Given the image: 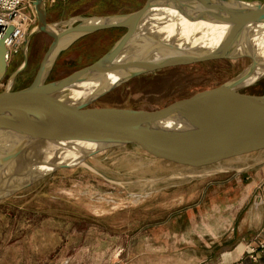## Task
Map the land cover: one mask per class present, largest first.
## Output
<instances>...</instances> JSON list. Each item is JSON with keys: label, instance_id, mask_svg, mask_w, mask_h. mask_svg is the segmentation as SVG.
<instances>
[{"label": "rangeland", "instance_id": "374dc122", "mask_svg": "<svg viewBox=\"0 0 264 264\" xmlns=\"http://www.w3.org/2000/svg\"><path fill=\"white\" fill-rule=\"evenodd\" d=\"M145 2L46 0L47 23L52 29H63L85 18L134 12ZM36 27L37 21L30 33ZM125 32L102 31L76 42L58 57L49 81L98 61ZM52 40L42 33L31 39L28 65L15 79L13 91L32 83ZM22 49L9 62L0 93L23 64ZM250 63L247 58L218 60L146 74L111 91L91 107L162 110L221 86ZM243 93L264 95V77ZM263 155L264 150L252 151L197 167L190 158L131 145L97 154L82 166L58 170L0 200V264H190L200 252L225 241L224 237L217 241L203 236L210 231L206 226L216 225L226 215L215 207L225 205L226 194L230 195L228 206L248 199L243 188L249 175L260 170ZM36 157L34 154L33 161Z\"/></svg>", "mask_w": 264, "mask_h": 264}, {"label": "water", "instance_id": "95a60500", "mask_svg": "<svg viewBox=\"0 0 264 264\" xmlns=\"http://www.w3.org/2000/svg\"><path fill=\"white\" fill-rule=\"evenodd\" d=\"M37 27L23 46V64L8 78L0 93V200L32 186L58 170L82 166L97 154L131 145L157 148L167 156L190 158L197 167L264 150V95L243 90L264 77V3L245 0H146L137 11L79 20L67 28H50L46 0H34ZM172 11L175 14H170ZM227 27L213 47L167 41L159 30L179 19ZM126 30L115 46L93 64L56 81H49L58 57L76 42L102 31ZM0 41V85L9 67L5 39ZM38 33L52 37L32 83L13 91L15 79L29 62L28 47ZM155 46L139 56L142 37L154 36ZM197 33L195 38L201 39ZM182 40V39H181ZM166 42L162 44L159 42ZM183 41V40H182ZM166 50L167 53L158 51ZM139 52V51H138ZM251 63L221 86L196 94L158 111L97 109L92 104L134 78L169 68L210 61ZM118 79L111 82V77ZM97 84L85 101H73V91ZM87 144L71 162L46 154L47 147ZM67 145V146H66ZM70 148L72 149V147ZM79 148V147H77ZM36 160L33 161V155ZM50 157V158H49ZM26 167L21 170L23 166Z\"/></svg>", "mask_w": 264, "mask_h": 264}, {"label": "crops", "instance_id": "0c3cea01", "mask_svg": "<svg viewBox=\"0 0 264 264\" xmlns=\"http://www.w3.org/2000/svg\"><path fill=\"white\" fill-rule=\"evenodd\" d=\"M260 158L264 159V155ZM258 168V172L249 175L247 186L243 188L248 199L228 206L230 195L226 194L223 203L226 202L227 206L220 203L215 206L216 211H226V215L216 221V225L208 223L206 227L210 231L203 236L217 241L224 237L225 241L217 242L210 251L200 252V256L191 260L190 264H264V249L259 248L264 241V162ZM257 178L258 183L255 182ZM223 206L227 209L224 210ZM253 247L256 252L252 254L249 249Z\"/></svg>", "mask_w": 264, "mask_h": 264}, {"label": "bare ground", "instance_id": "6f19581e", "mask_svg": "<svg viewBox=\"0 0 264 264\" xmlns=\"http://www.w3.org/2000/svg\"><path fill=\"white\" fill-rule=\"evenodd\" d=\"M170 14H175L172 11H167ZM227 27L223 25L211 24L207 22H189L185 19H179L177 22L171 21L166 26L159 30V33H163L166 37V40L169 41L172 39V36L178 32L179 37L186 43L189 42L192 45L201 43L202 46L206 48H211L215 46L226 34ZM202 34V38H195L196 34ZM155 38H161V36H154V38L149 39L146 37H142L141 41H137V43L144 42L145 44L142 46H138L135 54H139V56H143L146 52L150 51L152 47L155 46ZM155 41V42H154ZM166 44V42H159V44ZM262 53L264 54V37L260 40ZM139 51V52H138ZM159 53H167L166 50L158 51ZM118 78L116 76L111 77V82L115 83ZM97 86V84L83 85V88L79 91H73L72 96L70 97L73 101H85L89 96L91 90ZM68 147L63 148H54L55 146L47 147L46 154L49 156H53L56 154L59 157L60 161L71 162L76 160L81 154L88 150L93 149L94 146L87 144H75V147L67 144ZM66 145V146H67ZM72 147V149L70 148ZM79 147V148H77ZM50 158V157H49ZM87 167V166H86ZM200 174V173H199Z\"/></svg>", "mask_w": 264, "mask_h": 264}, {"label": "built area", "instance_id": "2783aa9c", "mask_svg": "<svg viewBox=\"0 0 264 264\" xmlns=\"http://www.w3.org/2000/svg\"><path fill=\"white\" fill-rule=\"evenodd\" d=\"M34 3L30 0H0V41L4 38L9 27H13L12 33L5 39V46L8 49V60L18 54L27 35L36 23ZM264 249V241L259 244ZM251 253L256 248L249 249Z\"/></svg>", "mask_w": 264, "mask_h": 264}, {"label": "flooded vegetation", "instance_id": "af4514ba", "mask_svg": "<svg viewBox=\"0 0 264 264\" xmlns=\"http://www.w3.org/2000/svg\"><path fill=\"white\" fill-rule=\"evenodd\" d=\"M42 34H45V33H42ZM45 35H47V34H45ZM7 73H8V71H7Z\"/></svg>", "mask_w": 264, "mask_h": 264}]
</instances>
